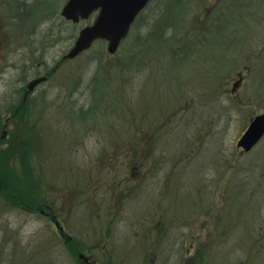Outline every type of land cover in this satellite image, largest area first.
<instances>
[{
    "label": "rangeland",
    "instance_id": "374dc122",
    "mask_svg": "<svg viewBox=\"0 0 264 264\" xmlns=\"http://www.w3.org/2000/svg\"><path fill=\"white\" fill-rule=\"evenodd\" d=\"M3 1L0 4V13L5 14V21L22 16L32 23V15L30 14L28 19L22 9L15 10L16 18H11L9 7L12 3L15 6V0ZM67 1L30 0L29 2L39 6L43 2L42 7L47 11V19L35 23L33 29L30 27V33L26 36L23 35L25 28H17L19 38H23L21 42L26 38L30 40L31 36L35 42H48L44 44L47 46L45 56L50 68L63 53H67L82 27L86 25H74L63 19L61 11ZM166 1L155 0L145 13L149 18L146 17L144 23L139 22L136 32L138 36L143 37L144 46L146 45L145 63L148 65L144 71H134L130 75L129 85L125 86L126 90L122 89L125 92L126 106L129 104L135 108L139 104L142 108L141 125L145 127L151 124L149 121L152 122L155 135L142 136L145 147L139 153L141 161H145L146 165L133 177V182L127 185L128 197L120 204L122 209H114L112 217L116 218L109 226L112 231L111 244L128 247L130 252L142 251L148 259L153 245L147 229L153 226L143 225L144 221L145 224L148 223L153 208L159 207L163 235L161 234L160 246L162 251H156L157 264H264V138L250 153L237 147L238 140L251 120L264 113V0H249L252 6L247 9L242 7L241 19H230L229 23L228 11L222 16L223 27L217 26L220 12L241 0H184V15L181 14L183 8L175 15V20L184 16L182 22L161 31L154 28V22L160 18L161 22L168 18L164 9ZM39 6L30 7L34 14ZM2 20L4 21V18ZM218 27L221 28L216 33ZM10 30L16 31L9 29L7 24L0 27L2 33ZM155 30L159 39L153 43L152 39L147 38ZM198 33H201L202 38H197ZM132 35L133 33L114 56L116 62L125 56L126 51L131 52L127 50L129 45L134 47V52L142 51L140 44H130L134 42L131 40H135ZM145 38L147 40H144ZM9 48L10 46L7 55L12 51ZM174 48L180 52V57L187 58V64L178 70L183 72V78L187 81V84L182 82V86L178 84H181L183 78L176 83L164 75L167 65L171 63L169 52L171 54ZM194 51H199L197 54L203 53L204 58L207 56L213 68L208 66L205 60L196 63L197 54L194 55ZM25 54L26 51L24 56L28 57V62L32 60L33 53ZM109 57L107 43L99 42L77 60L65 62L51 82L42 85L34 96L36 102L30 116L34 119L33 124L42 119L36 128L46 132L42 127L43 119L51 134L54 130L68 132L71 127L70 118L65 112L66 115H59L51 109L43 115L41 110L46 104L37 97L41 92H46L44 100L47 103L54 102L53 108L59 106V97L62 101L65 98L64 100L74 106H71L72 109L75 108L74 118H89L87 111L91 105L92 91L104 75H99L92 86L89 84L96 76L95 70L99 63L106 64ZM225 57L226 60L222 61ZM11 59L22 67V58L19 55L7 57L10 63ZM217 62L218 65H215ZM153 64H159L156 74L150 67ZM144 66L141 64L138 68L144 69ZM218 66L221 69L220 75L215 78H211V74H201L202 70L210 68L212 73L214 67L218 69ZM49 73L46 72L45 75ZM22 78L24 75L20 70L7 71L5 78L0 81V96L4 95L3 92L9 93L14 84ZM79 79L80 82L77 83ZM157 82L160 84H155ZM61 84L64 87L60 86ZM157 86L158 89L155 88ZM122 90L108 95L109 100L113 99L110 104L117 108V112L111 110V116L107 117V111H103L102 114L91 118H100L97 121L101 124L92 125L93 132L88 133L86 138L82 137L78 147L79 153L74 151L65 155L66 163H61L63 157L58 152L66 146L59 150L55 147L58 150L56 154L59 155L51 158L44 173L49 182L48 190H41L38 184H31L30 175L33 173L22 163L19 156L14 162L15 168L0 169V178L5 175L3 179L8 180L9 176L13 183L11 187H14L19 201L25 200L33 206L42 204V210H46V200H55L54 197L58 199V195H61L58 187L64 182L76 180L77 176L82 181H86V177L94 180L97 197H110L112 190L116 189L114 186L108 187L110 183L106 179L111 177L109 170L112 166L106 163L105 156L103 158L102 149L109 145L108 140L111 137L127 139L131 135L129 130L125 129L124 133L121 131L125 127L114 123L124 119L121 115L123 109L127 112V108H122L124 103H120L123 99L118 93ZM3 107L0 103V123L7 115L6 108ZM158 109H166V113L161 116L157 112ZM5 123L8 125L9 140L12 139L0 141V151L18 143V139L13 140L18 137L17 130H20L18 119L9 122L6 120ZM129 125L128 123V128ZM79 132L74 129L67 135L62 134V146ZM156 137L158 140H155ZM54 139L58 140V137ZM14 152L17 153V150ZM72 162L77 164L79 169L75 166V170H70L73 167ZM59 164H63V169L71 172L59 174ZM117 165L112 171V178L118 184L127 165L129 166L128 160L119 158ZM99 175H102L103 179L96 181L95 178ZM142 180L146 183L140 191L138 183ZM65 187L69 188L70 184ZM85 197L86 195L82 196L80 212L91 216L96 202L89 200L86 203ZM114 202H117L116 198ZM83 214L82 226L80 225L82 230L92 223L91 217ZM38 217L19 209L18 205L1 203L0 229L3 235H0V246L3 245L0 249V259L3 264H57L53 263L51 258L56 257V254L51 247L54 242L50 237L47 222ZM93 222L97 225L98 220L94 219ZM82 238L90 240L93 237L88 235ZM133 247L136 249L133 250ZM136 259L132 264H138Z\"/></svg>",
    "mask_w": 264,
    "mask_h": 264
},
{
    "label": "trees",
    "instance_id": "16d2710c",
    "mask_svg": "<svg viewBox=\"0 0 264 264\" xmlns=\"http://www.w3.org/2000/svg\"><path fill=\"white\" fill-rule=\"evenodd\" d=\"M248 2H249V4H248ZM250 2L251 1H249V0H241L240 2L231 4L232 6L225 7V9L222 10L218 16L217 26L221 25V27H223L222 24H223L224 19L222 16H224V14L227 13L228 11H230L229 13H227V14H229L228 23L232 19H241L240 17H241V13H242V7H245V9H247L248 7L252 6ZM184 5H186L184 0H167L164 4V9L166 10L168 18L162 22H161V18L157 19V21L154 22V28L155 29L157 28L158 30L161 29V31H166V30H168V28H170L172 26L174 27L177 24L181 23L182 20L184 19V16L182 18L180 16V18L175 20V15H177L180 12L181 8H183V11L181 12V14L184 15V13H185L184 12V10H185ZM221 5H223V4H221ZM221 5H220V7H221ZM148 9H149V7L146 9V11ZM146 11H144L138 17L135 24L133 25L132 39L134 38L135 40H131L134 42H130V44L133 43L136 46L138 44H140L142 51L137 50L136 52H134V51H132V48H134V47H131V45H129L127 50L128 51L130 50L131 52L128 53L126 51L125 56H127V57H125V56L123 58L121 57V60H119V62L118 61L116 62L114 55L113 56L109 55L110 57H109L108 62L106 64H101V62H100L99 67L96 68V70H95L96 76L94 77L93 81L90 82L89 86H92L94 81H96L95 79H98L99 75L103 74L104 78L102 77V80L99 81L98 84L97 83L95 84V87L92 91L93 94H92L91 105L89 107V110L87 111V115L90 119L84 118L82 116L79 117L78 119L74 118L75 115L73 114V111H75V108L72 109V107H71V106H73L72 103L64 100L65 98L63 99L64 102L61 99H59L60 97L57 99V103H58L57 105H59V106L56 108H53L55 106L52 107L54 102L53 103H47L46 101H44L43 104H46V105L41 110V112H43V115L46 113V111H49L52 109L56 112V114H59V115L63 114L64 115L66 113L68 115V117L70 118L69 122H70L71 127H70V130L68 132H62L61 133L59 131L54 130V132H52V134H51L48 132L49 129L44 124V123H46L44 119H43V126L42 127H43V129L46 130V132L44 133V131L36 128L37 123L42 119L38 120L37 122H35L33 124L34 119L32 120V117L30 116L32 113V110H28V115L26 116V112H27L26 108L20 109V112L17 115L14 114L15 110L12 109V119H18V123L20 125V130H18V133H19V135H21V137L19 138V136H18L16 139H13V140L18 139L17 144H15V145L11 144L9 149L0 152V169L15 168L16 164H14V162L17 160L16 159L17 156H19L18 158H21L22 163L25 164L27 167H29L31 169V172L33 173L32 175H30L31 184L33 186L35 184H38L39 189L44 190L43 184L48 183V185H49V182H48V180H46L44 173L46 172V165L47 164L50 165L49 162H50L51 158L53 156L59 155L58 153H60V155L63 157L61 160L62 161L61 163H66L65 155H67L69 153L71 154V152H74V151L75 152L77 151V153H79L80 150L78 147L80 145L81 139H83L82 137L86 138L88 133L93 132L92 131L93 126H97L98 123L101 124L100 122L97 121L100 118H95L94 120L91 118H94L95 116H98L99 114H102L103 111L104 112L107 111V113L105 114L107 117L111 116L112 111L117 112V108L113 107L110 104V101L113 99L109 100L108 95H110V93H114V92L117 93L119 90H122V89L126 90L125 86L126 85L128 86L130 83V75L134 71H136V72L140 71L141 72L142 70L143 71L146 70L145 68L148 65L147 62L145 63V56L147 55V52L145 53V51H146L145 46L146 45L144 46L143 37L140 35L138 36L137 32H136L139 22L140 21L143 23L145 22V18L147 17L145 15ZM210 17L212 18V15H210ZM148 18L149 17H147V19ZM149 21H150V19L145 23V25ZM175 22H176V24H174ZM221 27H218L217 32L216 31L215 32L218 33V29ZM198 28H200V27H198ZM216 33L212 32V34H216ZM198 35L199 36L197 38H202L201 33H198ZM130 37H131V35L129 36L127 41H129ZM149 38H150V40L152 39L151 42H153V41L156 42L159 39V34L155 30L154 33L149 34V37L147 39H149ZM147 39L145 38L144 40H147ZM204 49H206V47ZM174 51H175V48L171 54L169 52L171 63L167 65V68H166L167 70L164 69L165 70L164 75L169 77V79L175 81L176 83H179V81H181L180 78H183L184 74L182 71L179 72L178 70L182 66H184V64H187V62H185V60L187 58L186 57H180L181 56L180 52H178L177 50L175 52ZM198 52L199 51H194L193 54L195 55ZM153 55H155V54L153 53ZM190 56H191V54H190ZM200 56H202V59H200ZM196 58H197V60H195L196 63L197 62L201 63L202 61L205 60V62L209 64L208 57L206 56L204 58L203 53L197 54ZM125 59H127V60H125ZM211 59H213V58H211ZM211 59L209 61H211ZM225 60H226V57L222 59V61H225ZM162 61H164V60L162 59ZM218 61L220 62V60H218ZM67 62L70 63L72 61H67ZM219 62H217L215 65H218ZM29 63H30V69L33 70L32 72L34 74H38V72L40 71L39 65H42L41 68L45 69L46 72L49 73L51 71L50 67L47 63V60H46L45 51H43L42 56H39V57L36 56V52L34 51L32 60H30ZM141 64L145 65L144 69L138 68L141 66ZM158 65L159 64H157V65L153 64L152 66H150V67H152V70H153V72H155V74H156V68ZM203 66H204V63H203ZM208 66L213 68L212 67L213 65L209 64ZM210 69L202 70L201 74L202 75L211 74L210 75L211 78H215L216 76L220 75L219 71L221 69H219V66H218V69H216L214 67V72H212V73H211ZM29 73L30 72L28 71L27 74H29ZM161 73H162V71H161ZM67 82H70V81H67ZM79 82H80V79L77 81V83H79ZM182 82L184 84H187V81H185L183 78V80L181 81V84H178V85L182 86ZM155 84H160V83L157 82ZM60 86L64 87L63 84H61ZM159 86H157L155 88L158 89ZM109 89L112 90L110 93H109ZM123 91L124 90H122L118 94H119V96L122 95L123 102H120V103L121 104L124 103L122 108L123 107L125 109L127 108V112L123 109L121 115L124 119H119V120L115 121L114 123H115V125L120 124V126L125 127L124 129H121V131L124 133L125 129L129 130V134H131V135L128 136L127 139L119 138L118 136L111 137V139L108 140L109 145L102 149L103 158L105 156L106 157V163H109L112 166V168L109 170V172H111V177L110 178L108 177L106 179V181H108L109 183L112 182L113 185H115L114 184V182H115L114 178H112V171H113V169H115V167L117 168V166H118L117 162H118L119 158H123V159L128 160L129 166L131 164V167H129L127 165V169L123 173L124 177L123 176L121 177L122 179L120 180L119 184H117L116 190L115 191L112 190V193L110 194V196H113V197H114V195H119V194H121V192L125 191L127 188V185H129L130 182H133V181H131L133 179V177H135L138 174V172L141 171V169H143V166L146 165L145 161H143V160L141 161L142 157H140V153H139L145 147L144 143H143L144 139L142 138V136L144 134H145V136H147V135L150 136L153 134L155 135V132L153 129L154 124L152 122L149 121V123H151V124H149L145 127H143L141 125L142 124L141 123V118H142L141 117V115H142L141 109L142 108L139 106V104H138V106L136 105L135 108L130 107L129 104H128V106H126V104L124 102V99H125L124 93L125 92H123ZM43 95H46L45 92H42L40 94V96H43ZM70 96L71 95H69V98H70ZM116 100H118V99L116 98ZM67 103H69L70 106ZM115 103H118V102H115ZM65 104L69 107H67ZM30 109H33V108H30ZM166 109H158L157 112H159V115L163 116V114L166 113ZM125 117H129V119L125 118ZM103 123H106V122H103ZM128 123L130 124L129 128H128ZM125 125H127V126H125ZM2 127H3V123H0V130L2 129ZM74 129H76V131L79 130L80 132L78 134H76L75 136H73V138L70 142H65L62 146V134L67 135V134H69V132L73 131ZM111 133H110V136H111ZM56 136L58 137V140L54 139ZM155 140H158V137H156ZM55 147L58 148V150L61 147H63V148L65 147V148L61 151L59 150V152L56 154V152L58 150H56ZM14 150H17V153L14 152ZM117 154H119V155H117ZM103 158H101V159H103ZM59 166H60L59 168L57 167L59 174H61L63 172H71V171H67L66 169H63V164H59ZM71 166H73V167L70 170H73V168L75 170V166H76V168H78L77 164H75L74 162H72ZM124 166H125V164H124ZM55 171H56V169L53 170V172H55ZM76 172L78 173L79 171H76ZM97 173H99V172H97ZM3 177L0 178V187H1L0 188V205L2 203L3 205L4 204H6V205H14L15 204L18 206L29 207V205H30V207H33V205H31V204H27V202L25 200H22V201H24L26 203L19 201V199H18L19 197L15 193L14 187L13 188L11 187L13 185L12 181H10L11 179L9 178V176H7L8 180H4ZM75 178H76V180L75 179L72 180L74 185L77 184V186H80L81 189L87 193H89V192L96 193L95 189H97V188H94V187H96L94 185L95 184L94 180H90V178L86 177V181H82L78 178V176ZM102 179H103L102 175L96 176V178H95L96 181H99ZM123 182H124V184H123V186H121V183H123ZM113 185L109 184L108 187H112ZM115 205H117V202L115 203ZM31 209H33V208H31ZM0 235H3V231L1 229H0ZM2 245L3 244H1V246ZM1 246H0V249H1ZM0 264H3L1 259H0Z\"/></svg>",
    "mask_w": 264,
    "mask_h": 264
},
{
    "label": "flooded vegetation",
    "instance_id": "af4514ba",
    "mask_svg": "<svg viewBox=\"0 0 264 264\" xmlns=\"http://www.w3.org/2000/svg\"><path fill=\"white\" fill-rule=\"evenodd\" d=\"M29 1L30 0H15V6H13L12 3L11 7H9V13L11 12V18L12 16L16 18V14H14L15 10L22 9V11L25 12L26 17H28L30 14L32 15L30 17V19H33L32 23L28 22L22 16L17 17L16 19L5 21V14L0 13V27H3L5 24H7L9 29H16V31L10 30L7 33H2L0 31V81L5 78L7 71L10 70H12V72L15 70H20L21 74L24 75V78L16 82L14 84V88L8 91L9 93H7L6 91L3 92V96H0V103L4 106L3 108H6L8 110L5 111V113L8 112V114H11L12 109H14L16 113H18V108H26L27 110L29 108H33L34 103L36 102V100H34V96L36 95L37 90L44 84L38 86L33 92H28L29 83L32 80L43 76H49V81L47 83L51 82L56 73H59V71H61V67L65 62L63 60L65 54L63 53V56H61L60 59L54 63L53 67L50 68L51 74L49 75H45L46 71L41 68L42 65H39L40 71L38 72V74H34L32 72L33 70L30 69V63L27 61L28 57L24 56V52L26 51L27 54L25 55H28L29 53L32 54L35 51L36 56H42L43 51H45V49L47 48L46 44L44 43L47 42H35L32 36L30 40L26 38L25 41L21 42L23 38H19V32H17V28H19L20 26L22 28H25L26 30H24L25 33H23V35H29L30 31L28 30L31 28L33 29L35 23L47 19L45 18V14H47V11L42 7L43 2H41L39 6L37 5V3L33 4V2ZM3 2V0H0V4H2ZM18 3L20 4L18 5ZM34 5L39 6L37 12H35L36 14H34V10L30 8ZM2 18H4V21L2 20ZM34 44L38 45L36 46ZM32 45H34L33 48H31ZM9 46V49H11L12 51L10 52V55H7L9 51L7 49ZM16 54L19 55L20 58H22V67H19V65L14 62L13 59H11V63L7 60V57L12 58V56H15ZM28 71L30 72L29 74H27ZM39 96L40 95H38L37 97ZM45 97L46 96H43L41 99L43 100L45 99ZM144 183H146V181H139L138 189H140V191L143 190ZM66 184H70V187L66 188ZM110 184L113 185L112 182ZM114 184L115 185L113 186L116 189L117 183L114 182ZM123 184L124 183H121V186ZM43 185H46L44 188H47L48 183H44ZM128 188L129 186H127L126 190H128ZM46 190H48V188ZM59 190L61 195H58V199L54 197L55 201L58 203L57 207L55 209H50L49 207H46V211H42V217L47 222L50 237L52 239V242H54L53 244H51L53 252L56 254V257L51 256V258L53 259V263L132 264L137 258L136 260H138V264H157L156 251L161 250L160 246L162 243V229L160 221L162 216L160 214L159 207L153 208L152 216L149 220H147L148 223L145 224L146 221H144L143 225L148 226L149 224H152L153 226L152 228L147 229L148 233L151 235L150 242L153 245V250L150 251L149 258L147 259L145 254H143L142 251L135 250V247H133V250L135 251L130 252L127 249L128 247H117L111 244L112 231L109 226L116 218L112 217L115 207L122 209L120 204H123V199H126L128 197L126 196V190L121 192V194L119 195H114V197L110 196L108 198L104 197L103 195H99L97 197V192L87 193L83 191L80 186H77V184L74 185L72 181L64 182L61 187H58V191ZM83 195H86V197L84 198L86 199V203L89 200L96 202V206L93 207V209L91 208V216L80 212V209L82 208L81 206ZM114 198L117 199V205H115L116 202H114ZM82 214L86 217H91L92 220V223H89V226L87 228H84L83 230L80 228V225L82 226ZM93 216H95L96 218ZM93 218L95 220H98L97 225H95V223L93 222ZM128 218H130V214L128 215ZM129 225L130 224H127V226ZM88 235L93 238H91L90 240L82 238Z\"/></svg>",
    "mask_w": 264,
    "mask_h": 264
},
{
    "label": "water",
    "instance_id": "95a60500",
    "mask_svg": "<svg viewBox=\"0 0 264 264\" xmlns=\"http://www.w3.org/2000/svg\"><path fill=\"white\" fill-rule=\"evenodd\" d=\"M152 0H69L62 15L75 23L80 19H88L94 11L100 10L92 26L84 28L76 41L74 48L67 55L73 59L89 49L98 39L109 42L108 51L117 52L120 44L127 38L136 17ZM47 78L34 80L29 85V91ZM6 132L3 138H5ZM264 136V114L258 115L249 125L247 131L238 142V147L251 151Z\"/></svg>",
    "mask_w": 264,
    "mask_h": 264
}]
</instances>
